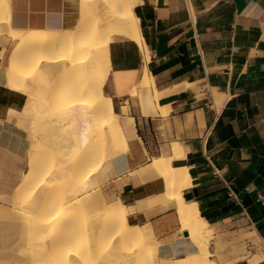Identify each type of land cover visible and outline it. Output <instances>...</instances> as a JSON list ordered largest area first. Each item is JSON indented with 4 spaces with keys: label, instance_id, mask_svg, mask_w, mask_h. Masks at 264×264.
Here are the masks:
<instances>
[{
    "label": "crops",
    "instance_id": "0c3cea01",
    "mask_svg": "<svg viewBox=\"0 0 264 264\" xmlns=\"http://www.w3.org/2000/svg\"><path fill=\"white\" fill-rule=\"evenodd\" d=\"M80 2L8 0L9 25L75 34L82 18ZM132 4L140 45L113 34L106 53L102 91L119 117L127 150L96 175L104 203L118 201L127 210L128 224L151 228L158 258L177 260L197 253L187 232L179 231L163 178L148 170L151 158L173 157L172 144H178L182 155L172 164L185 166L190 180L181 195L188 205H196L211 237L216 233L228 242L249 235L264 254V0ZM12 41L0 33V196L21 182L30 147L27 131L7 115L21 111L28 101L25 93L7 88L3 78ZM124 105L126 114L120 110ZM244 241L255 250L252 241ZM252 259L264 264L258 253L233 262L249 264Z\"/></svg>",
    "mask_w": 264,
    "mask_h": 264
},
{
    "label": "bare ground",
    "instance_id": "6f19581e",
    "mask_svg": "<svg viewBox=\"0 0 264 264\" xmlns=\"http://www.w3.org/2000/svg\"><path fill=\"white\" fill-rule=\"evenodd\" d=\"M3 1L8 0H0V33L15 42L11 53L16 52L19 56L8 63L3 78L7 88L14 90L13 84L17 85L15 91L28 96L21 111L8 109V119L17 118L18 125L28 130L30 114L39 103L41 108L34 113L41 116L38 118L43 121L46 138L40 141V154L32 153L29 148L27 168L19 185L9 194L0 196V233L18 234L20 238L25 236L22 239L24 245L15 240L10 247L27 250L31 254L34 252L44 261L36 256L37 260H28L24 264H75V261L81 264L82 253L88 259L93 257L87 264H115L116 257L122 255L116 242L111 241L106 245L105 254H100L97 240L111 235L118 241L132 239L140 226L127 225V210L118 201L106 205L101 193L90 191L98 186L96 175L102 166L127 150L119 117L113 111L110 98L103 94L102 84L108 70L106 53L110 36H124L140 45L141 36L137 31V19L133 16L132 0H81L84 15L94 23L91 33L86 34L80 27L82 22H79L75 34L12 29L9 23L4 22L6 7ZM61 67L65 68L64 72L59 71ZM56 68L59 73H55ZM146 71L142 81L148 90L150 84ZM154 96L156 101L160 97L156 93ZM120 110H125L126 114V105L120 106ZM160 112L164 114L163 110ZM37 126H33V130ZM51 129H56L54 134L58 135L50 138ZM33 143L30 141V145ZM181 151L178 144H172L173 157L151 158L148 170L158 172L163 178L165 199L176 206L179 231L187 232L198 248L197 253L187 256L190 264H214L208 258L211 229L197 216L196 205H188L181 195L182 189L190 184L185 166L179 168L172 164L174 158L182 155ZM6 218L13 220L3 221ZM149 230L134 241L126 252L128 258L142 254L147 247L146 242H157ZM91 252L95 255L91 256ZM43 256L52 260H44ZM128 258L124 264H130ZM249 264L259 263L252 259Z\"/></svg>",
    "mask_w": 264,
    "mask_h": 264
},
{
    "label": "rangeland",
    "instance_id": "374dc122",
    "mask_svg": "<svg viewBox=\"0 0 264 264\" xmlns=\"http://www.w3.org/2000/svg\"><path fill=\"white\" fill-rule=\"evenodd\" d=\"M3 6L6 7L4 9V14L6 16L4 22L9 23L8 9H7L8 2L7 1H3ZM80 11H81V14H82V18H81V21L80 22L83 23L82 25H80V27L83 28L82 29V32L85 33V34L88 33V32L91 33V31L93 29V26H94V23L92 21H88V18L84 15L83 10L81 9V5H80ZM6 28H7V26L5 27V29ZM15 53L16 52L10 54L8 63L9 62H12L13 60H15V59H17L19 57ZM74 76H75V74H74ZM74 76L72 75L71 79H73ZM71 79L70 78L69 79L67 78V80H71ZM13 88H14V91H15L16 88H17V85H14L13 84ZM35 100H37V99H35ZM36 103H38V102H36ZM217 103H218V101H217ZM37 105H39V103ZM35 106H36V104H35ZM38 108H39V106H38ZM34 109H35V107H34ZM36 110H34V111L36 112ZM34 111L31 112V114H30V115H32V117H31V119H29V125H28L29 126V129L28 130H25V129H27L26 127L25 128L23 127L22 129H24L25 131H27V133L29 132L28 133L29 134V141H31V142L34 141L35 142L32 145H30V147H29V148H31V152L32 153H37V154L39 153L40 154V150L42 149V147L40 145V141L41 142L44 141L45 138H46L45 137L46 135L44 133L45 132L44 124H42L43 121H40V118H38L40 116L39 113H34ZM33 116L36 117L35 119H37V118L38 119L37 120H34ZM29 118H30V116H29ZM32 118H33V121H32ZM12 119H15V124L21 128V126L18 125V123H17V120L18 119L11 117L9 120H12ZM30 120H31V122H34V123L32 124L30 122ZM35 122H37L38 124L40 123L39 124V127L37 126L38 125L37 123L35 124ZM33 126H37L39 129L37 127L36 128L39 130V132H38L37 129L36 130H33ZM67 126L68 125H65V127H67ZM43 130H44V132H43ZM51 130H54V131L51 132ZM51 130L49 131L50 138H53L54 136L58 135V134H56V135L54 134V133L57 132L56 129H51ZM30 131H31V134H30ZM41 132H43L42 133V135H43L42 137H41ZM32 133H33L34 136L32 135ZM37 135H40V136L38 137ZM52 135H53V137H51ZM33 138H36V139H33ZM37 141H39V142H37ZM96 149H97V146L95 147V151H96ZM27 154H28V152H27ZM24 165H25V167H24L23 172L26 169V164H24ZM94 187H93L94 190L92 189V191H90L91 193H93V194L101 193V190L98 188V186H96L95 188ZM97 207L98 206L96 205L95 208H97ZM119 212L120 213H123V210H120ZM37 217H39V216L37 215ZM34 218H35V216H33V219ZM33 219H31V220H33ZM1 220H0V222H1ZM12 220H10V219L8 220V218L3 219V221H5V222L6 221H8V222L11 221L12 222ZM127 225L129 226L130 224L127 223ZM147 229H150L149 231H151V233H152V230H151V228L149 226H147V225L140 226L139 230L135 233V236H133L132 239H127V240H124V241H118L116 238H114V235L106 236V237H103V238L98 239L97 240V245L99 247L100 254L101 253L105 254V252L107 250L106 245L109 244V243H111V241H115L116 242V246L119 247V250L122 252V255L120 256V258L116 257L117 260L114 263L115 264H124L125 258H128V254H126V252H128L129 251V248L134 245V243H135L134 241H136L137 239L141 238V236L143 235L144 232L147 231ZM3 233H5V234H3ZM3 233L2 234L0 233V264H22V263L24 264L28 260L29 261H35L39 257H42L41 255H38L37 256V254H35L34 252H32L33 254H31L29 251L27 253V250L25 251V250H21V249H17V248L10 247V246H12L11 245L12 242L15 243V240H16V243H19V244H21L20 242L23 243L24 240H22V239H24L25 236L23 238L22 237L20 238V236L18 234H17L18 236L17 235L15 236V235H13L11 233H6V232H3ZM20 235H22V234H20ZM24 235H26V234H24ZM244 238H247L249 241H252L254 243L255 250H249V248L247 246V243H245V241H244ZM25 244H26V241H25ZM146 244H147V247L144 248L145 250H144V252L142 254H140V255L134 254V255H131L128 258L129 261H130V264H190V260L187 257H185L183 259H177V260L160 259L157 256V246H158V243L157 242H155V243L146 242ZM22 245H24V243ZM208 247H209V255H208V258L210 260H212L215 264H221V263H225L227 261L233 262L236 259H239V258H241L244 255H251V254H254V253H258V254H261V255L264 256V254L261 252V249L258 246L257 242H255L254 240H252L249 237V235H242L241 234V235L238 236L237 239H233V240H230V241L227 242L220 235H218V234L215 233V235L212 236L209 239ZM83 251H86V250H83ZM87 252H88V250L86 251V253ZM29 253H30V255H29ZM34 254H35V256H33ZM82 254H83V256L80 254L81 255L80 257L83 258L82 261H81L82 262L81 264H83V260H84V264H87L93 258V257L92 258L89 257L90 259H88L86 254L85 255H84V253H82ZM92 254H93V252H91V256H94L95 255V254L94 255H92ZM103 254H102V256H103ZM36 256L38 257L37 259H35ZM99 256L101 257V255H99ZM32 258H34V259L32 260ZM46 258H49V259L52 260L51 257H48L47 256ZM46 258L44 257V260H46ZM81 258H79V259H81ZM39 259L42 260V258H39ZM239 261H243V260H237L236 262H239ZM47 262H48V260H47ZM236 262H233V264H235ZM77 263L80 264L78 261H75V264H77ZM263 263H264V261H263ZM240 264H245V261H243Z\"/></svg>",
    "mask_w": 264,
    "mask_h": 264
},
{
    "label": "built area",
    "instance_id": "2783aa9c",
    "mask_svg": "<svg viewBox=\"0 0 264 264\" xmlns=\"http://www.w3.org/2000/svg\"><path fill=\"white\" fill-rule=\"evenodd\" d=\"M229 195L230 196L232 195L231 192L229 193ZM247 246H248L249 250H253L252 244L249 243V245H247Z\"/></svg>",
    "mask_w": 264,
    "mask_h": 264
}]
</instances>
